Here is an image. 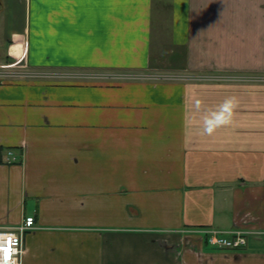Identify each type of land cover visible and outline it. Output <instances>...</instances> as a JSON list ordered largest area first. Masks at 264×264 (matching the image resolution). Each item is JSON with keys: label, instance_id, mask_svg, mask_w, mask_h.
<instances>
[{"label": "crops", "instance_id": "0c3cea01", "mask_svg": "<svg viewBox=\"0 0 264 264\" xmlns=\"http://www.w3.org/2000/svg\"><path fill=\"white\" fill-rule=\"evenodd\" d=\"M0 67L181 78L0 85V224L36 228L22 264H264V83L214 80L264 76V0H0Z\"/></svg>", "mask_w": 264, "mask_h": 264}, {"label": "built area", "instance_id": "2783aa9c", "mask_svg": "<svg viewBox=\"0 0 264 264\" xmlns=\"http://www.w3.org/2000/svg\"><path fill=\"white\" fill-rule=\"evenodd\" d=\"M98 80L104 82H134V81H159L175 80L180 81V77L149 76L145 74H124V73H105L98 75H81V74H51V73H32L26 68L11 69L0 67V85L18 82L21 80ZM198 79V78H195ZM212 78H201L209 81ZM184 80V79H182ZM215 81L233 82V83H264L263 77H222L214 79ZM34 218L28 217L22 224L15 228H0V264H22L24 249V237L26 233L35 230ZM191 235L206 237L208 245L227 251H237L246 246V236L250 235L242 231L216 232L212 230H198L189 232Z\"/></svg>", "mask_w": 264, "mask_h": 264}, {"label": "rangeland", "instance_id": "374dc122", "mask_svg": "<svg viewBox=\"0 0 264 264\" xmlns=\"http://www.w3.org/2000/svg\"><path fill=\"white\" fill-rule=\"evenodd\" d=\"M168 10H166L165 8L162 10L161 8L159 9V14L157 16V21L155 22L156 24H154L153 26V38H152V61H153V65L157 66V68H159L160 70H164V69H168L167 71H172L174 69L175 64L173 62H169L170 66L167 67V64L165 62L166 60V56H168L169 50H168ZM164 12H166V14L164 15ZM157 59V60H154ZM160 60V63L158 62ZM157 61V62H154ZM169 67H171L169 69ZM164 68V69H163ZM51 83L56 82L58 84H84V83H90L87 82V80H79V81H74V80H70V81H50ZM26 212L27 213H34V207L32 206V203L30 201H27L26 203ZM16 218H14L15 221ZM16 222H6L5 224H0V227H17V225H15ZM15 225V226H14ZM20 224H18L19 226ZM29 233H26V235ZM25 240V238H24ZM40 264H44V261H42V263Z\"/></svg>", "mask_w": 264, "mask_h": 264}]
</instances>
